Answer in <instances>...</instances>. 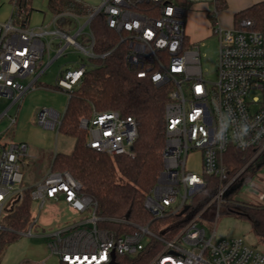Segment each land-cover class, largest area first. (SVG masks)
<instances>
[{
  "label": "built area",
  "instance_id": "2783aa9c",
  "mask_svg": "<svg viewBox=\"0 0 264 264\" xmlns=\"http://www.w3.org/2000/svg\"><path fill=\"white\" fill-rule=\"evenodd\" d=\"M216 0H187V7L178 0H100L86 17V24L102 15L107 28L119 37L126 48L125 60L138 78H147L155 87L166 86L164 106L165 142L162 170L155 185L144 199V208L153 220L177 222L159 227L128 224L120 232L99 228L95 202L80 194L81 184L69 172L51 169L32 185L29 197L42 210L47 202H64L73 212L89 213L44 233L51 256L60 264H109L117 257L149 258L146 264H264V255L251 248L242 238L215 239L207 235L202 220L206 209L224 198L231 180L223 158L230 146L244 152L258 149L252 159L264 150V30H255L249 19H242L232 28H213L218 39L217 70L214 82H208L202 71L198 47L185 35L187 8L196 3ZM75 18V17H74ZM55 24V23H53ZM82 29L73 35L54 28H19L8 18L0 22V99L10 100L0 114L8 118L0 133V232L6 231L32 237L31 225L23 232L4 227L1 220L15 211L23 199L22 167L34 156L25 142L4 141L5 133L16 125L18 111L8 113L33 89L42 71L49 44L47 36L63 39L75 46L85 59L94 58V38ZM60 49L57 56L63 53ZM108 53L102 54L104 58ZM86 63L74 70L59 73L56 86L64 93L72 90L82 77ZM30 79L27 84L21 80ZM62 115L52 108H42L36 118L38 126L57 130ZM87 132L86 146L96 152L113 156L133 157L138 137L137 124L131 117L115 111L96 112L80 119ZM198 153V171L190 168V158ZM216 177L220 186L209 202L195 215L187 217L193 196L205 187L204 177ZM264 200V194L259 196ZM182 213V214H181ZM219 212L217 213V217Z\"/></svg>",
  "mask_w": 264,
  "mask_h": 264
},
{
  "label": "trees",
  "instance_id": "16d2710c",
  "mask_svg": "<svg viewBox=\"0 0 264 264\" xmlns=\"http://www.w3.org/2000/svg\"><path fill=\"white\" fill-rule=\"evenodd\" d=\"M11 20L19 28H28L33 12L32 0H12ZM187 7V0H178ZM225 7L223 0H216L217 11ZM47 9L53 16L71 15L86 18L95 10L94 6L81 0H47ZM249 19L255 30H264V3L255 4L234 16V24ZM213 22V20L211 19ZM88 31L94 38V58H87V66L68 97L58 133L73 139L69 153H55L50 169L69 172L81 184L80 194L90 197L96 205V215L102 219L99 228L120 232L128 224L150 225L157 228L169 222H177L176 215L170 220H153L144 208V199L155 185L162 170V150L165 142L164 106L167 101L166 86L155 87L147 78H138L125 60L126 48L119 44V37L109 30L102 15L91 20ZM84 35L81 36L83 39ZM108 53L104 58L100 56ZM39 85L37 81L34 85ZM54 88L60 90L56 85ZM63 92V91H62ZM115 111L123 117H131L137 124L138 137L133 146V157L109 156L86 146L87 132L80 127V119L90 118L92 112ZM258 149L241 152L230 146L223 163L228 175L227 183L254 156ZM262 150L236 181L258 158ZM264 165V161L260 166ZM259 166V167H260ZM258 167V168H259ZM205 187L191 198L187 205V217L198 213L215 195L220 182L216 177H204ZM26 190L21 203L14 212L5 215L1 224L16 232H23L33 222L31 186ZM221 213L234 214L249 221L254 234L264 241V205L243 206L227 200ZM16 233L0 232V252L14 243ZM149 258L117 257L116 264H146Z\"/></svg>",
  "mask_w": 264,
  "mask_h": 264
},
{
  "label": "rangeland",
  "instance_id": "374dc122",
  "mask_svg": "<svg viewBox=\"0 0 264 264\" xmlns=\"http://www.w3.org/2000/svg\"><path fill=\"white\" fill-rule=\"evenodd\" d=\"M8 3L13 6L12 0H0V5L4 4L3 7H0V16L3 13L5 5ZM97 5L98 4L95 5V8ZM196 6L199 7L197 11H203L209 22L211 19H215V8L212 3H196L189 5L187 8L184 18L185 24L190 22L189 12L191 9L194 10L197 8ZM85 22L86 19L80 18L78 22H76V28L71 29L70 27L74 24L73 18L66 17V33L73 35L79 27L84 26ZM214 26H217V22ZM50 27L54 28L53 26ZM87 30L88 27L86 26L82 29L84 36L85 33H87ZM60 39L61 38L59 37L53 36H47L46 39H44V41L49 44V49L48 55L47 53L44 55L42 62L43 65L40 67L39 71H42L48 63L50 64L39 77V85L25 93L21 102L9 111L8 114L10 116H13L18 111V120H20L23 114L32 111L37 103L42 104V106L50 103L51 99L46 95L42 94L39 96L37 94L38 96H34V94H32L34 90L37 91V88L40 91H46L50 94L55 93L57 96V103L64 101L66 94L54 88L59 73L66 70H74L81 61L86 63V59L84 54L75 46L65 47L63 53L57 56L58 51L66 44L65 42L59 44ZM81 40L82 38L79 37L78 42H81ZM188 42L198 47L201 68L202 71L206 73L205 79L208 82H214L217 70V37L212 35L198 42H192L189 38ZM29 80V78L21 80V83L27 84ZM9 103L10 100L8 99H0V114L5 110ZM40 108L42 109L44 107ZM7 123L8 118L6 117L0 121V133L6 129ZM14 129L15 126L5 133L4 141L8 142L13 140V136L15 135ZM45 139L51 142V147L48 150H43L44 148L41 150V147L37 149L38 152L35 154L37 159H32L28 166L22 167L24 186L36 184L42 179L43 175L50 170L51 161L49 162L47 159L48 153L52 160V156L55 153H69L74 144L73 139L62 135L57 131H53V138L46 137ZM30 154L33 156L32 152H30ZM42 155L44 156L42 157ZM198 158V153H195L189 161L191 162L189 167L193 168L195 171H198L199 168L197 165ZM253 160L254 159L251 158L246 163L247 166ZM262 161H264V155L251 164L247 171L236 181L230 183V186L225 191L224 198H222L220 202L210 205L203 213L202 220H204V222L202 226L207 235L214 232L215 239L242 238L251 248L264 255V241H261L254 234L248 220L234 214H220L227 200H231L232 203L243 206L264 205V200L259 199V196L264 194V165L260 166ZM247 166L244 169H246ZM32 211L36 219V225L32 228L33 236L27 237L24 235H18L14 243H11L0 252V264H60L59 259L56 256H51L48 252L46 246L47 240L43 237L44 233L56 229L57 227L66 224V222L70 223L78 219L89 217L88 212L79 214L71 211L64 202H58L56 204L47 202L42 210H39L37 202H32ZM218 212L219 215L217 217ZM3 232L7 233L6 231Z\"/></svg>",
  "mask_w": 264,
  "mask_h": 264
},
{
  "label": "crops",
  "instance_id": "0c3cea01",
  "mask_svg": "<svg viewBox=\"0 0 264 264\" xmlns=\"http://www.w3.org/2000/svg\"><path fill=\"white\" fill-rule=\"evenodd\" d=\"M81 1H83L85 4L95 7V5L98 4L100 0H81ZM223 1L225 2V7L219 11L216 10L215 4H213L216 14L213 22L212 21L209 22L208 19H206L203 11L202 12L197 11L199 8L198 6H196L197 8H195L194 10L192 9L190 10L189 12L190 22L185 24V33L187 39L190 38L192 42H198L212 36L213 28L215 27L214 24L216 22L217 25H220L224 29L232 28L235 26L234 24L235 14L255 4L264 3V0H223ZM3 6L4 4L0 5V7ZM31 7L33 8V12L30 15L29 27L36 30L38 28H41L51 31L54 28H58L66 33V17L73 18L74 24L70 27L71 29L76 28L77 26L76 22H78V20L80 19V18L79 19L74 18L71 15L53 16L50 13V11L47 9V0H32ZM12 9L13 7L9 3L5 5L3 13L0 16V22H4L8 18H10ZM50 26H53L54 28ZM84 27L85 26L79 27V29H83ZM63 42L65 41L60 39L59 44ZM65 47L66 44L62 49H64ZM32 94H34V96H38V95L40 96L42 94L46 95L51 99V101L49 104H45L44 106H42V104L40 103H37V105L35 106V108L32 109V111L24 113L20 120H18L17 118V123L14 129L15 135L13 136L12 141L27 143L29 145L30 152H32L34 158L37 159L35 156V154H37L38 152L37 149L41 147L40 148L41 150L42 148H44L43 150L46 149L48 150L51 147V142L47 141L45 138L46 137L53 138V131L54 132L56 131V130L53 131L47 130L37 125L36 118L38 112L41 110L40 107L52 108L59 114L63 115L68 97L67 95H65L66 97L64 101L57 103L56 101L57 96L55 93L50 94L46 91H40L37 88V91L34 90ZM4 138L5 136L3 137V139ZM43 156L44 155H42V157ZM50 158L51 157H49V153H48L47 159L49 162L51 161ZM44 176L45 174L43 175V177ZM52 204H56V203H52Z\"/></svg>",
  "mask_w": 264,
  "mask_h": 264
},
{
  "label": "water",
  "instance_id": "95a60500",
  "mask_svg": "<svg viewBox=\"0 0 264 264\" xmlns=\"http://www.w3.org/2000/svg\"><path fill=\"white\" fill-rule=\"evenodd\" d=\"M246 166H247V164L243 167V169H244ZM243 169H242V170H243ZM186 210H187V207L184 208V210L182 211V213L185 212ZM182 213H181V214H182ZM109 264H116L115 261H114V256H113V260H112Z\"/></svg>",
  "mask_w": 264,
  "mask_h": 264
}]
</instances>
